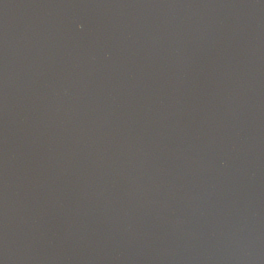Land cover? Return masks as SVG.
I'll use <instances>...</instances> for the list:
<instances>
[{"label": "water", "instance_id": "95a60500", "mask_svg": "<svg viewBox=\"0 0 264 264\" xmlns=\"http://www.w3.org/2000/svg\"><path fill=\"white\" fill-rule=\"evenodd\" d=\"M0 264H264V0H0Z\"/></svg>", "mask_w": 264, "mask_h": 264}]
</instances>
